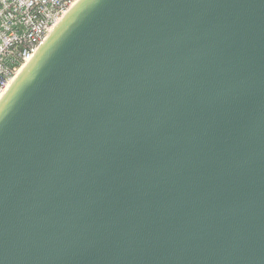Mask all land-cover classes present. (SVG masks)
Listing matches in <instances>:
<instances>
[{
	"label": "water",
	"instance_id": "1",
	"mask_svg": "<svg viewBox=\"0 0 264 264\" xmlns=\"http://www.w3.org/2000/svg\"><path fill=\"white\" fill-rule=\"evenodd\" d=\"M0 264H264V0H78L0 98Z\"/></svg>",
	"mask_w": 264,
	"mask_h": 264
},
{
	"label": "built area",
	"instance_id": "2",
	"mask_svg": "<svg viewBox=\"0 0 264 264\" xmlns=\"http://www.w3.org/2000/svg\"><path fill=\"white\" fill-rule=\"evenodd\" d=\"M78 0H0V97Z\"/></svg>",
	"mask_w": 264,
	"mask_h": 264
},
{
	"label": "bare ground",
	"instance_id": "3",
	"mask_svg": "<svg viewBox=\"0 0 264 264\" xmlns=\"http://www.w3.org/2000/svg\"><path fill=\"white\" fill-rule=\"evenodd\" d=\"M21 71V70H20ZM1 98V97H0Z\"/></svg>",
	"mask_w": 264,
	"mask_h": 264
}]
</instances>
